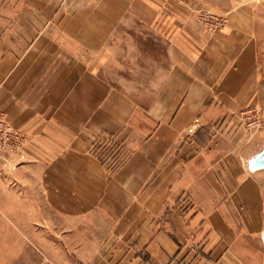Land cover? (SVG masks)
<instances>
[{"label":"crops","instance_id":"1","mask_svg":"<svg viewBox=\"0 0 264 264\" xmlns=\"http://www.w3.org/2000/svg\"><path fill=\"white\" fill-rule=\"evenodd\" d=\"M0 112L52 264H264V0H0Z\"/></svg>","mask_w":264,"mask_h":264},{"label":"rangeland","instance_id":"2","mask_svg":"<svg viewBox=\"0 0 264 264\" xmlns=\"http://www.w3.org/2000/svg\"><path fill=\"white\" fill-rule=\"evenodd\" d=\"M202 12L226 20L214 12L200 10L198 21ZM5 124L10 127L6 121ZM257 125L260 128L261 123ZM12 136L0 135V264H52L50 227L58 219L46 209L45 186L35 179L30 151L24 149L26 136Z\"/></svg>","mask_w":264,"mask_h":264},{"label":"built area","instance_id":"3","mask_svg":"<svg viewBox=\"0 0 264 264\" xmlns=\"http://www.w3.org/2000/svg\"><path fill=\"white\" fill-rule=\"evenodd\" d=\"M199 20L200 22L204 25V27H206L211 33H213V31H217L221 28H223V26L225 25L226 21L219 17V16H216L214 14H210V13H207V12H202V14L199 16ZM246 115L249 117L248 119L251 121L252 118H250L251 115L254 116V121L256 122H252L249 123V125H252V124H260L262 123L263 121H261V119H259L256 115L255 112H246ZM258 126V125H257ZM16 133L17 137L19 136L20 138L23 137V135L18 131V130H15V129H11L10 127H8L6 124H5V121L3 119V116L0 114V135H3L10 138V137H13L12 134Z\"/></svg>","mask_w":264,"mask_h":264},{"label":"water","instance_id":"4","mask_svg":"<svg viewBox=\"0 0 264 264\" xmlns=\"http://www.w3.org/2000/svg\"><path fill=\"white\" fill-rule=\"evenodd\" d=\"M251 165H253V167L260 166L259 168L264 167V150L261 152V154L257 158L251 161Z\"/></svg>","mask_w":264,"mask_h":264}]
</instances>
